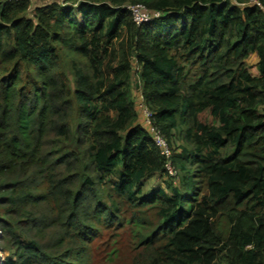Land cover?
I'll return each mask as SVG.
<instances>
[{
	"label": "trees",
	"instance_id": "16d2710c",
	"mask_svg": "<svg viewBox=\"0 0 264 264\" xmlns=\"http://www.w3.org/2000/svg\"><path fill=\"white\" fill-rule=\"evenodd\" d=\"M136 3L161 17L137 25ZM123 230L130 264H264V0L0 2L4 264H95Z\"/></svg>",
	"mask_w": 264,
	"mask_h": 264
},
{
	"label": "rangeland",
	"instance_id": "374dc122",
	"mask_svg": "<svg viewBox=\"0 0 264 264\" xmlns=\"http://www.w3.org/2000/svg\"><path fill=\"white\" fill-rule=\"evenodd\" d=\"M251 66V72L253 74L256 73V69L254 68V62L251 61V58L248 61ZM136 69V68H135ZM140 93V83L137 78L136 71H134V75L132 78V96L136 103V106H140L141 100ZM141 112V117L143 120ZM170 175V174H169ZM172 182L170 177L166 174L164 175H156L151 177L150 179L145 180L144 187L145 191L152 193L158 190L164 189L168 190V184ZM217 228L219 231L226 236L230 229V223L226 216L219 217L217 219ZM2 233H0V238ZM130 232L128 230H123L120 233H114V231L101 233L95 237L93 246L95 248V264H130L132 261V251L130 247ZM117 243V244H116ZM113 247H118L120 250L119 257L115 260H110L109 253L111 252ZM1 248V247H0ZM9 251H3V260L1 264H4L5 260L9 256ZM216 264H225L224 260L218 258Z\"/></svg>",
	"mask_w": 264,
	"mask_h": 264
},
{
	"label": "built area",
	"instance_id": "2783aa9c",
	"mask_svg": "<svg viewBox=\"0 0 264 264\" xmlns=\"http://www.w3.org/2000/svg\"><path fill=\"white\" fill-rule=\"evenodd\" d=\"M4 1H23V0H0V2H4ZM125 8L130 12L134 22L137 25H142L144 23L153 21L161 17L160 11L151 10L142 3L127 4ZM139 107L142 109L143 122L148 128V130L150 131V133L152 134L155 145L160 149L161 153L165 155L166 158L168 159L166 163L168 174H170L171 177H177V171L173 167V164L170 160L172 152L167 143V139L162 134L160 129L152 124V121H151L152 112L150 109H148L147 106L144 105L142 101V97H141V103ZM2 260H3V250L0 248V263L2 262Z\"/></svg>",
	"mask_w": 264,
	"mask_h": 264
},
{
	"label": "crops",
	"instance_id": "0c3cea01",
	"mask_svg": "<svg viewBox=\"0 0 264 264\" xmlns=\"http://www.w3.org/2000/svg\"><path fill=\"white\" fill-rule=\"evenodd\" d=\"M44 0H36V3H40V2H43ZM253 60V62H254V65H255V69H256V73L254 74V75H258V70H257V68H256V64H257V62H258V57L257 56H255V55H253L252 57H251V61ZM141 96V95H140ZM140 103H141V100H140ZM139 107V106H138ZM139 109H140V111L142 112V109L139 107Z\"/></svg>",
	"mask_w": 264,
	"mask_h": 264
},
{
	"label": "bare ground",
	"instance_id": "6f19581e",
	"mask_svg": "<svg viewBox=\"0 0 264 264\" xmlns=\"http://www.w3.org/2000/svg\"><path fill=\"white\" fill-rule=\"evenodd\" d=\"M1 264V263H0Z\"/></svg>",
	"mask_w": 264,
	"mask_h": 264
},
{
	"label": "clouds",
	"instance_id": "9594fccd",
	"mask_svg": "<svg viewBox=\"0 0 264 264\" xmlns=\"http://www.w3.org/2000/svg\"><path fill=\"white\" fill-rule=\"evenodd\" d=\"M143 101V100H142Z\"/></svg>",
	"mask_w": 264,
	"mask_h": 264
}]
</instances>
